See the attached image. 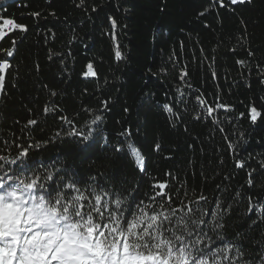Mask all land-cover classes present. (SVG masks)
I'll return each instance as SVG.
<instances>
[{"label":"trees","instance_id":"trees-1","mask_svg":"<svg viewBox=\"0 0 264 264\" xmlns=\"http://www.w3.org/2000/svg\"><path fill=\"white\" fill-rule=\"evenodd\" d=\"M79 2L0 0V24L12 19L28 29L9 27L0 40V60L12 65L0 94V155L10 160L18 146L30 145V168L67 170L85 197L96 177L106 189L134 193L146 214L168 210L160 197L150 200L155 185L166 183L171 207L221 213L226 240L246 253L264 251V0L234 10L212 8L209 0ZM13 41L14 56L7 57ZM89 62L95 77L83 75ZM104 100L109 110L101 111ZM252 107L261 113L255 124ZM96 115L102 123L92 125ZM90 128L88 147L66 135ZM124 129L130 137L120 135ZM121 141L123 150L114 151ZM129 142L144 155L146 172L138 170ZM238 160L245 167H236ZM200 196L207 199L196 204Z\"/></svg>","mask_w":264,"mask_h":264},{"label":"snow or ice","instance_id":"snow-or-ice-1","mask_svg":"<svg viewBox=\"0 0 264 264\" xmlns=\"http://www.w3.org/2000/svg\"><path fill=\"white\" fill-rule=\"evenodd\" d=\"M252 2L209 0L212 8L231 7L233 10L235 6ZM84 5L85 0H80L77 7ZM210 10L206 8L200 15ZM32 15L38 17L40 13ZM109 19L115 41L117 22ZM4 23L10 28L28 30L25 25L14 24L12 19H6ZM3 38L4 33L0 30V39ZM15 43L13 41V50L4 51V55L14 56ZM115 57L122 59L118 44ZM11 67L9 60H0V94L5 92L6 72ZM83 75H97L91 62ZM51 94L56 95L55 92ZM101 105V111L109 110L108 100L101 101ZM173 108L174 105H163L165 112L179 118ZM124 110L128 111L127 108ZM213 111V108H207V115L211 116ZM260 116L256 107L250 108V119L254 124ZM195 118L201 119L200 116ZM60 119L71 123L66 117ZM102 119V115H96L92 125L102 123ZM28 124L35 125L37 121L31 119ZM95 131L98 133L102 129L97 127ZM66 135L82 137L85 147L90 146L93 139L91 128L87 134L73 129ZM120 135L130 137L131 131L124 129ZM123 145L121 141L114 146V151H122ZM30 147L18 146L17 154L10 160L6 155H0V264H264V251L246 253L243 244L226 240L220 232L223 227L221 213L191 205L179 209L171 207L173 198L166 191V183L155 185L158 190L150 200L156 202L160 197L167 202L168 210L158 212L153 208L146 214V205L143 201L137 204L134 193H121L115 187L106 189L96 177L91 178L92 183L84 190L88 192L85 197L78 187L80 181L74 174L69 177L67 170L41 172L39 168H30ZM126 147L138 170L146 172L141 151L131 142ZM155 149L159 151L160 145L156 144ZM235 166L243 168L245 162L238 160ZM260 168L264 169V164ZM255 171L249 172V187L253 184L251 177ZM73 192L75 195L70 194ZM206 199L200 196L195 203L200 204ZM251 199L249 197L250 202ZM221 207L217 205V208ZM249 211H252L251 203Z\"/></svg>","mask_w":264,"mask_h":264},{"label":"rangeland","instance_id":"rangeland-1","mask_svg":"<svg viewBox=\"0 0 264 264\" xmlns=\"http://www.w3.org/2000/svg\"><path fill=\"white\" fill-rule=\"evenodd\" d=\"M9 26L7 24H5L4 22H2L0 24V30L3 31L4 35L6 34L7 30H8ZM1 40V39H0Z\"/></svg>","mask_w":264,"mask_h":264}]
</instances>
